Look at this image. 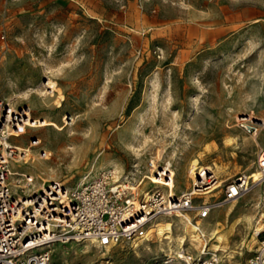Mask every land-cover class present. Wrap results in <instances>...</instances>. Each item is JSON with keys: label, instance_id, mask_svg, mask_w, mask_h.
<instances>
[{"label": "rangeland", "instance_id": "obj_1", "mask_svg": "<svg viewBox=\"0 0 264 264\" xmlns=\"http://www.w3.org/2000/svg\"><path fill=\"white\" fill-rule=\"evenodd\" d=\"M0 98L64 125L11 139L31 149L26 163L11 162L33 176L31 188L53 180L71 188L111 169L141 196L154 187L153 157L171 163L179 193L190 187L194 157L216 187L193 203L217 200L227 182L257 170L264 148V0H0ZM249 182L197 222L194 210L191 222L158 214L148 239L133 244L55 243L52 264H184L169 246L196 254L203 243L223 264H247L253 229L264 226V180ZM167 221L172 229L159 234Z\"/></svg>", "mask_w": 264, "mask_h": 264}, {"label": "built area", "instance_id": "obj_2", "mask_svg": "<svg viewBox=\"0 0 264 264\" xmlns=\"http://www.w3.org/2000/svg\"><path fill=\"white\" fill-rule=\"evenodd\" d=\"M23 113L0 98V264H52L55 243L89 240L99 248L133 244L146 237L148 225L161 212L194 210L197 222L212 207L240 197L250 185L248 175L239 174L221 188L217 200L202 199L194 204L197 194L216 187L208 168L198 166L190 187L175 193L171 163L151 157L146 169L154 187L145 196H136L131 178L114 179L111 169L71 188L54 180L31 188L33 176L21 172L19 183L11 167L24 153L11 140L26 128ZM256 168L264 177V148L257 153ZM160 179L172 180V185L158 182ZM253 236L258 243L246 263L264 264V226L260 231L253 229ZM181 259L184 264H218L220 255L203 243L199 253L183 251Z\"/></svg>", "mask_w": 264, "mask_h": 264}, {"label": "bare ground", "instance_id": "obj_3", "mask_svg": "<svg viewBox=\"0 0 264 264\" xmlns=\"http://www.w3.org/2000/svg\"><path fill=\"white\" fill-rule=\"evenodd\" d=\"M44 84H46L47 86V91H45V92H47L50 96H52L55 92H54V90L56 89V83H55V80H53V79H50V78H47V80L44 82ZM40 87V86H39ZM58 87V86H57ZM39 91V90H38ZM35 92H36V90H35ZM35 92H32V93H35ZM40 94H43L44 92H42V91H40L39 92ZM37 94V93H36ZM47 94V95H48ZM21 95V94H20ZM24 95V94H23ZM32 95V94H31ZM38 95V94H37ZM36 95V96H37ZM61 96V94H60V92H59V94H58V96L57 97H60ZM43 97V96H42ZM30 98V97H29ZM54 98V97H53ZM32 99V98H31ZM58 99V98H57ZM44 101V100H43ZM34 102H36V101H34ZM47 102V101H46ZM51 102V101H50ZM57 102H60L59 100H57ZM39 103V102H38ZM42 103V102H41ZM36 104V103H35ZM45 104V103H44ZM58 104H60V103H58ZM39 105H40V103H39ZM24 110V113H23V121H24V124H25V126H26V128H22V130L19 132V135L21 134V133H24V132H26V129L27 128H40V127H50V126H52L53 128L55 127V129H57L58 131L59 130H61V129H63V127H64V125H60V124H57L55 121H53V120H51V119H48V118H45V117H32L31 115H30V112H29V109L28 108H24L23 109ZM64 116V115H63ZM63 119L66 121V123L67 122H69V123H72V117H67V116H64L63 117ZM68 119L70 120V121H68ZM246 117H243V116H241V117H238V122L243 126V127H245V128H247L248 127V124H247V122H246ZM263 125H264V119H263ZM53 128H50V129H53ZM232 128V126H228V129H231ZM70 131V130H69ZM61 134V133H60ZM93 134V133H92ZM92 137V136H91ZM94 137V136H93ZM40 140L38 139V140H36V141H33V143L35 142V143H37V142H39ZM119 141H121V139L119 140ZM94 142V141H93ZM92 142V143H93ZM32 143V144H33ZM89 143V142H88ZM21 150H22V152H24L23 154H21L20 156V159L19 160H22V162L21 163H26L27 161H28V159H29V157H30V151H31V149H29V147H21V146H19V145H17ZM130 146V145H129ZM131 147V146H130ZM134 148V147H133ZM132 148V149H133ZM34 150H36V149H34ZM140 150V149H139ZM39 152V151H38ZM37 153V152H36ZM40 154V153H39ZM41 156H43L44 158L45 157H47V154H46V152H44L43 154L41 153L40 154ZM43 157H42V159H43ZM34 158V157H33ZM37 158V157H36ZM40 158V157H39ZM39 161V160H38ZM41 161V160H40ZM29 163V162H28ZM198 160L196 159V158H191L190 159V161H189V164H188V167H187V173H188V175L189 176H193L194 175V172H195V169L198 167ZM200 166V165H199ZM40 168V167H39ZM40 170V169H39ZM26 171V170H25ZM22 172V171H21ZM20 171H17V170H15V172L13 173L14 175L13 176H15V175H18L19 173H21ZM39 172H41V171H39ZM94 172V171H93ZM94 175V174H93ZM248 178L250 179V181L253 183H257V182H262L263 180H264V177L260 174V172L258 171V170H254V171H251V172H249L248 174ZM39 176H41V175H39ZM86 177H84V178H81V181L79 182V184L78 185H80V184H82L84 181H83V179H85ZM158 182H161V183H163V184H170V185H172V180H163V179H160V180H157ZM146 193H147V191H145V192H143V196H145L146 195ZM219 206V205H218ZM217 206V207H218ZM223 206V205H222ZM215 208V207H214ZM227 208V207H226ZM230 208V207H229ZM228 208V209H229ZM161 214H172V212H170V213H168V212H161ZM175 215H180V216H183V218H185L186 220L188 219V215H187V213L186 212H184V211H178L177 213H175ZM153 220V219H152ZM188 222H191V220H190V218L187 220ZM204 221V220H203ZM202 221V222H203ZM201 222V221H200ZM218 223V222H217ZM200 225V224H199ZM198 224H195L193 227H194V229H200L201 231H202V228L199 226ZM217 226V225H216ZM203 227V226H202ZM205 228V227H204ZM163 229H166V230H171L172 229V222L171 221H167L165 224H164V228H161V227H158V229H157V232L159 233V234H162L163 233ZM208 229V228H207ZM214 230V229H213ZM217 230V229H216ZM215 231V230H214ZM206 232V231H205ZM216 232V231H215ZM193 234V233H192ZM167 235V234H166ZM218 236V235H217ZM146 239H148V237L146 236L145 237ZM160 239V238H159ZM178 239H180V238H177V239H174V240H178ZM181 240L183 241V239L181 238ZM160 241V240H159ZM168 242V241H167ZM169 250H170V252H175V256L177 257V258H181L182 256H183V251H184V248L182 247L181 248V246L180 247H177L176 245H171V246H169ZM228 259V258H227ZM128 263V262H127ZM223 263H225V261L223 260V259H220V261H219V263L218 264H223Z\"/></svg>", "mask_w": 264, "mask_h": 264}]
</instances>
